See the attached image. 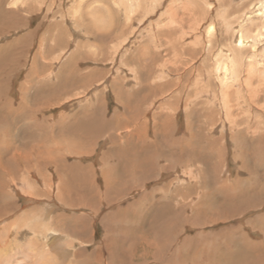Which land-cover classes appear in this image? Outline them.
I'll return each instance as SVG.
<instances>
[{"label":"rangeland","instance_id":"rangeland-1","mask_svg":"<svg viewBox=\"0 0 264 264\" xmlns=\"http://www.w3.org/2000/svg\"><path fill=\"white\" fill-rule=\"evenodd\" d=\"M12 1L0 0L6 11L17 8L21 15L0 16V69L7 66L0 82L7 81L6 97L13 100L12 108L0 112V133L8 130L0 134V161L9 163L16 172L14 177L8 174L13 183L34 186L33 199L40 203L23 201L16 195L23 192L17 188L14 193L12 185L5 187L0 179L2 190L7 192L3 195L0 191V207L6 205V210L0 212V264H98L95 259L100 252L106 261H112L110 264H130L128 249L134 254L141 242L144 244L136 264H177L178 259L182 264H264V93L259 91L255 96L252 89L259 88V84L255 80L245 87L241 74L228 91L232 94V125L210 99L195 96L196 90L211 87L214 94L223 93L214 79L212 60L220 48L230 45L232 36L217 28L216 38L207 37V28L218 22L215 13L228 16L229 12L227 21L236 23L248 8L241 7L248 6L249 0H225L216 5L214 0H156V6L148 0L138 1L139 5L132 0L133 13L127 16L111 0H84L80 6L70 0H16L15 7ZM70 3L79 7L74 14L76 28L67 23ZM173 4L179 5L177 16L182 21L177 27H171L173 23L166 19ZM193 24L197 27L190 31ZM15 43L22 55L15 65H8L5 61L8 55L11 57L9 47ZM248 53V49L242 51L244 56ZM134 69L135 76H130ZM35 73L39 76L36 87L34 82L26 84V77ZM205 73L209 83H205ZM181 75L189 81L186 83ZM196 76L198 82H204L196 85ZM171 82L175 86L170 90L162 87ZM62 89L68 92L51 103L45 100L55 93L57 97ZM145 94L147 99L142 100ZM27 106L36 107L38 112L34 119L26 120L29 126L11 128L12 122L18 121L15 115L21 113L22 117L32 110ZM9 111L11 117L4 121ZM133 151L139 153L134 155ZM14 153L29 160L10 161ZM126 161L134 163V168L125 174L122 165L128 164ZM143 163L153 168L146 179L138 172L146 167ZM80 168L87 169L86 182L78 177L76 171ZM90 179L100 192L99 201H92L86 190L78 189ZM54 184L64 188L61 197L67 204L53 205V212L46 217L45 208L49 206L45 202L56 199L59 193ZM47 185L54 186L48 190ZM105 185L109 186L107 191ZM71 192L73 195L68 196ZM145 193L148 195L144 201L141 196ZM166 197L172 199L173 210L178 209V204H190L198 197L201 200L202 206L194 210L196 215L184 207L186 211L179 217L193 219L190 224L187 221L179 225V232L170 228L171 221L161 223V211L151 209L155 198L165 204ZM153 219L158 223L154 227ZM50 220L51 227H46ZM80 225L85 229L83 236L74 237L72 228ZM62 227L64 233L58 234L62 239L53 246L46 232ZM126 231L128 237L124 235ZM155 232L159 233L157 238L153 236ZM113 251L116 254L109 259Z\"/></svg>","mask_w":264,"mask_h":264},{"label":"bare ground","instance_id":"bare-ground-1","mask_svg":"<svg viewBox=\"0 0 264 264\" xmlns=\"http://www.w3.org/2000/svg\"><path fill=\"white\" fill-rule=\"evenodd\" d=\"M2 1V0H1ZM82 1H84V0H77L76 2H75V0L73 1V0H70V1H68V2H73V3H77L79 6L81 5V3H82ZM138 1H139V3H140V0H135V3L136 4H138L139 5V3H138ZM143 1H145V0H141V2L143 3ZM148 1H151V2H153V3H151L152 5H154V6H156V4H155V2H157L156 0H148ZM225 0H214V3H213V5H216V4H218V3H222V2H224ZM245 1H247V0H245ZM111 2L124 14V15H129V13L130 14H132L133 13V10H131L132 9V6H133V2H132V0H111ZM249 2V3H248ZM247 3L249 4V5H251L250 7H249V5L248 6H246V7H241L242 9H245V8H247L242 14H241V16H242V19H240L238 22H236V23H229L227 20H228V16H230V13L229 12H227V11H225V12H227V15L228 16H225L224 14H222V13H219L218 15H217V13H215V18H216V21H218V22H216V24H214V23H212L211 24V26L210 27H208L207 28V37L209 38V39H211V38H213V36L216 38L217 36H218V34H219V32H218V30H217V28H220V30H222L224 33H231V36H232V40L230 41L231 43H230V45L228 46V47H225V48H220V50L216 53V56L214 57V59L212 60L213 61V63H214V66H213V73H214V79L217 81V83H219L220 84V86H221V91L223 92L222 94H221V96H219V91H218V93H216V94H214V92L213 91H210L211 89H213L211 86V89L209 90V89H201V90H196V97H199V98H203V97H207L208 99H210L209 101H210V103L212 104V105H214L215 107H220L221 108V110L224 112V115H226V117L225 118H227V121L232 125V122H233V118L234 117H232V116H234L233 115V110H232V108H231V104H230V101H229V99L230 98H232V94H228V91L230 90V88H231V85L233 84V83H235L236 81H238V79L240 78V75L242 74V75H244L242 78H243V80H244V83H245V87H250V85H251V82H253V81H255L256 80V84H259V88H258V86H257V89L256 90H254V89H252L253 90V93H254V95L255 96H259V94H260V92L259 91H262V93H264V0H249ZM16 3V0H13L12 1V5L15 7L16 5H14ZM28 3V2H27ZM27 3H25V4H27ZM70 3V6L68 7V19H69V22L67 21V23H68V25L69 26H73V27H75V24H77L76 23V19H75V13H77L78 12V10H79V7L77 8V6L75 5V7L72 5ZM134 3V4H135ZM27 6V5H26ZM243 6V5H242ZM71 7H73V8H71ZM151 7V6H150ZM179 7V5H177V4H173V6H172V12H171V15H169L168 14V16L169 17H166V19L167 18H169V21H167L169 24H171V23H173V25L171 24L170 26L171 27H177L176 25H178L179 24V22L181 21V19L180 18H178V13H177V10L179 9L178 8ZM168 9L169 8H167V11H168ZM182 9V8H181ZM218 9V8H217ZM146 10V9H145ZM236 10V9H235ZM248 10V11H247ZM70 11H72V13L70 12ZM179 11V10H178ZM229 11V10H228ZM23 12H27L26 10H24ZM211 12V11H210ZM224 12V13H225ZM167 13V12H166ZM1 14H3V17H7V16H13V17H17V18H19V16H20V18H21V15L19 14V10L17 9V8H15V9H13V10H7L6 11V9L3 7V3H0V16H2ZM21 14H22V12H21ZM218 18V19H217ZM14 19V18H13ZM236 19H238V17L236 18ZM67 20V19H66ZM182 22V21H181ZM180 22V23H181ZM1 23V22H0ZM182 24V23H181ZM78 27V26H77ZM188 27V26H187ZM197 26H196V24L194 25L193 24V27L192 26H190L189 27V29H190V31L191 30H194L195 28H196ZM76 28V27H75ZM74 28V29H75ZM81 28V27H80ZM4 29V28H3ZM79 29V28H78ZM77 29V30H78ZM71 30H72V28H71ZM82 30V29H81ZM75 31V30H74ZM0 32H1V30H0ZM73 32V31H72ZM80 32L81 31H78L77 33H79L80 34ZM82 33V32H81ZM84 33V32H83ZM76 34V33H75ZM77 35V34H76ZM82 35V34H81ZM73 36V35H72ZM78 37H79V35H77ZM86 37V34L85 35H83V37ZM75 37V36H74ZM77 37V38H78ZM82 37V38H83ZM80 38V37H79ZM74 40V39H73ZM75 40H77V39H75ZM83 41V40H82ZM75 42V41H74ZM210 42V41H209ZM56 44V43H55ZM262 46V48L261 47H259L260 45ZM131 45V44H130ZM10 46V45H9ZM85 46V45H84ZM18 47H19V45L17 44L16 45V43L15 44H13L12 46H10L9 48L10 49H12L11 50V57H10V55H8V58L6 59V63L9 65V63H11V65H15L18 61H19V59H17V57L18 56H21L22 55V50L21 49H19L20 50V52H17V49H18ZM247 47V48H246ZM8 48V47H7ZM219 48V47H218ZM244 49H248V51H249V53L247 54V55H250V56H248V57H246L247 55H242V51L244 50ZM40 52H42V51H40ZM38 53V52H37ZM80 53V52H79ZM193 54V53H192ZM4 55H5V57H7L6 56V54L4 53ZM190 56V55H189ZM34 57V59H35V56H33ZM38 57V56H37ZM36 57V58H37ZM78 58V57H77ZM33 59V58H32ZM39 60V59H38ZM41 60H43V59H41ZM70 60H72V59H70ZM79 60V59H78ZM244 60H247L246 62H247V65L245 66V61ZM34 62H35V60H34ZM36 62H38L37 61V59H36ZM34 63V66H35V64H37V63ZM139 62V61H138ZM144 62V61H143ZM211 62V61H210ZM40 64H41V62H39ZM77 64V63H76ZM125 64H126V62H125ZM144 65V64H143ZM39 65H37V67H38ZM242 66V67H241ZM244 66H245V68H244ZM6 67L7 66H3V68H1L0 69V76H2V73H3V71H5V70H7L6 69ZM31 68H32V65H31ZM41 68V67H40ZM203 68V67H202ZM208 68V67H207ZM76 69V68H75ZM34 70V69H33ZM36 70V69H35ZM118 70V69H117ZM121 70H122V68H121ZM136 69H134V70H132L131 71V75L130 76H135V74L133 73V71H135ZM139 70V69H138ZM145 70V69H144ZM197 70H200V69H197ZM242 70L244 71V72H246V73H243L242 72ZM203 71V70H202ZM202 71H198V72H202ZM38 72V71H37ZM137 71H135V73H136ZM139 72V71H138ZM197 72V71H196ZM204 72H205V70H204ZM209 72V71H208ZM31 73V72H30ZM111 74V73H110ZM209 74H211V73H209ZM128 75V74H127ZM138 75H140V74H137L136 76H137V78H138ZM49 77H51L52 78V76H53V74H52V76L51 75H48ZM182 76V79L183 80H186L185 82L187 83L188 81H189V79H186L185 78V76H183V75H181ZM208 74H203V78H204V80H206L205 81V83L207 82V83H209V80H208ZM211 76H212V74H211ZM28 77V78H27ZM26 77V80L28 81V82H26V84H29L30 82H34L33 84H35L34 86L36 87V84H38V81H39V76L37 75V73H35V75L34 74H31V75H28ZM178 77V76H177ZM180 77V76H179ZM128 78V77H127ZM132 78V77H131ZM135 78V77H134ZM202 78V79H203ZM79 79V78H78ZM118 79V78H117ZM116 79V80H117ZM179 79V78H178ZM177 79V80H178ZM8 80V79H7ZM113 80H115V79H113ZM115 80V81H116ZM123 80V79H122ZM126 79H124V81H125ZM131 80V79H130ZM129 80V81H130ZM180 80V79H179ZM79 81V80H78ZM126 81H128V80H126ZM132 81H134L133 79H132ZM135 81H136V79H135ZM139 81V80H138ZM142 81V80H141ZM203 80H201V81H199V82H202ZM117 82V81H116ZM120 82H123V81H120ZM131 82V81H130ZM199 82H198V77L196 76L195 77V84L197 85V84H199ZM204 82V81H203ZM115 83V82H114ZM128 83V82H127ZM127 83H125V84H127ZM145 83V82H144ZM174 83V82H173ZM6 84H7V81H6V83H3V82H0V90H1V94H0V112L1 111H4V110H7L8 108H12L13 107V100L12 99H7V97H6V93H7V89H6ZM116 84V83H115ZM135 84V83H134ZM133 84V85H134ZM138 84H140V81H139V83H137V86H139ZM183 84V83H182ZM117 85V84H116ZM133 85L131 86V88L133 87ZM184 85V84H183ZM182 85V86H183ZM27 86H29V85H27ZM73 85H71V87H72ZM75 86V85H74ZM122 86V85H121ZM127 86H128V84H127ZM136 86V85H135ZM175 86V84H172V82L170 83V84H165V85H162V87L164 88V87H166V89L167 90H170L172 87H174ZM186 85H184V87H185ZM202 86V85H201ZM34 87V88H35ZM124 87V86H123ZM184 87H182V89L184 88ZM189 87V86H188ZM122 88V87H121ZM133 88H135V87H133ZM140 88V87H139ZM143 88V87H142ZM206 88H207V86H206ZM209 88V87H208ZM115 89H117V88H115ZM120 89V88H119ZM141 89V88H140ZM188 89V88H187ZM32 90V89H31ZM62 90H64V91H62ZM61 91L62 92H59V94L57 93V97H56V93H55V95L54 96H50V97H48V98H45V100L48 102V103H51V102H53V101H55V99L57 98H59L60 97V95L61 94H65V93H67L68 91H65V89H62ZM133 90V89H132ZM131 90V91H132ZM136 90H137V88H136ZM112 91H114V90H112ZM116 91V90H115ZM121 91V90H120ZM122 91H124L123 89H122ZM128 91H129V89H128ZM138 91H140V90H138ZM149 91V90H148ZM117 92V91H116ZM126 92V91H125ZM135 92V91H134ZM150 92H152V91H150ZM149 92V93H150ZM189 92V91H188ZM136 93V92H135ZM134 93V94H135ZM146 93V92H145ZM114 94H116V93H114ZM113 94V95H114ZM127 94V93H126ZM125 94V95H126ZM133 94V93H132ZM139 94V93H138ZM190 94V93H189ZM191 95V94H190ZM120 96V95H119ZM133 96V95H132ZM187 96V95H186ZM194 96V97H195ZM3 97H5V100H4V98ZM135 97V96H134ZM142 100H144V99H147V97H146V94L145 95H143L142 97ZM194 99V98H193ZM44 101V100H43ZM154 101V100H153ZM197 101H198V99H197ZM153 103V102H152ZM192 105H193V102H190ZM185 104V103H184ZM187 104V103H186ZM190 104V105H191ZM188 105V104H187ZM186 105V106H187ZM195 105H197V104H195ZM185 106V107H186ZM198 106V105H197ZM14 107H16V106H14ZM185 107H184V109H185ZM189 107V106H188ZM29 108H32V107H29V106H27V109H29ZM198 108H201V107H198ZM98 109V108H97ZM183 109V110H184ZM191 109H192V107H191ZM92 110V109H91ZM202 110V109H201ZM250 110V109H249ZM13 111H15V110H13ZM185 112V111H184ZM38 112H37V108L36 107H33L32 108V110H29V111H27L26 113H24L23 115H22V117H21V113L20 114H18V115H15V114H13L12 116H16V119H18V121H15L14 120V122H12V126H11V128L13 127V128H15L16 129V125H19V127H18V129L19 128H23V127H28L29 126V124H27V122H26V120H30V119H34V117L36 116V114H37ZM98 113V112H97ZM11 114H12V111H9L5 116H4V121H8V119L7 118H10L11 117ZM77 114V113H76ZM208 114V113H207ZM1 115H4V114H1ZM93 115V114H92ZM81 116V115H80ZM189 116V115H188ZM6 117V118H5ZM76 117V116H75ZM95 118V117H94ZM153 118V117H152ZM155 118V117H154ZM153 118V119H154ZM159 118V117H158ZM12 119H14V118H12ZM226 120V119H225ZM74 121V120H73ZM76 121V120H75ZM110 121V120H109ZM109 121H107L108 123H109ZM157 121V120H156ZM39 121L37 120V124H39L38 123ZM153 122V121H152ZM162 122V121H161ZM238 122V121H237ZM35 123V124H36ZM154 123H156L155 122V119H154ZM241 124V123H240ZM51 124L49 123V126H50ZM52 125H53V123H52ZM111 125H112V123H111ZM154 125V124H153ZM231 125H230V127H231ZM30 126H32L31 125V123H30ZM33 126H34V124H33ZM36 126V125H35ZM75 126V125H74ZM61 127H63V124L61 125ZM71 127H73V125L71 126ZM163 127V126H162ZM32 128V127H31ZM36 129H37V126L35 127ZM53 128V127H52ZM67 128H68V126H67ZM124 128V127H123ZM128 128V127H127ZM42 129H44V128H41V130ZM48 129V128H47ZM153 129V128H152ZM230 129H232L231 131H234V129L233 128H230ZM12 130V129H11ZM35 130V129H34ZM49 130V129H48ZM48 130H46L47 132H48ZM55 130V129H54ZM68 130V129H67ZM158 130V129H157ZM42 131H45V130H42ZM56 131V130H55ZM15 132V131H14ZM37 132V131H36ZM158 132V131H157ZM156 132V133H157ZM188 132H189V130H188ZM6 133H8V130L7 131H5V132H1L0 134H6ZM18 133H20L19 131H18ZM52 133V132H51ZM51 133H49V134H51ZM53 133H54V131H53ZM51 134V135H54V134ZM56 133V132H55ZM125 133V132H124ZM129 133V132H128ZM132 133V132H131ZM152 133H153V131H152ZM155 133V134H156ZM28 134V133H27ZM49 134H47L48 136H49ZM155 134H154V136H155ZM232 134V133H231ZM10 135V134H9ZM19 135V134H18ZM24 135H26V134H24ZM130 135V134H129ZM45 136H46V134H45ZM57 136V135H56ZM85 136V135H84ZM83 136V137H84ZM134 136H136V135H134ZM231 136V135H230ZM26 137V136H25ZM112 137V136H111ZM139 137V136H138ZM159 137V136H158ZM46 138V137H45ZM130 138V137H129ZM132 138V137H131ZM153 138V137H152ZM47 139H50V138H48L47 137ZM83 139V138H82ZM111 139H113V138H111ZM127 139H128V137H127ZM137 139V138H136ZM46 140V139H45ZM51 140H52V138H51ZM53 140H55V139H53ZM139 140V139H138ZM148 141V140H147ZM47 142V141H46ZM46 142H44L45 144H46ZM53 142V141H52ZM51 142V143H52ZM150 142V141H149ZM49 143V142H48ZM137 143V142H136ZM139 143H140V140H139ZM148 143V142H147ZM152 143V142H151ZM26 144V143H25ZM156 145V144H155ZM11 146V145H10ZM143 146V145H142ZM78 148H80V147H78ZM182 149V148H181ZM33 150V149H32ZM76 150V149H75ZM80 150V149H79ZM78 150V151H79ZM82 150V149H81ZM80 150V151H81ZM143 150H147V149H143ZM7 151V150H6ZM142 151V150H141ZM9 152V151H8ZM14 152V151H13ZM134 152V155H135V153L136 154H138L139 152L137 151H133ZM157 152V151H156ZM7 153V152H6ZM50 153V152H49ZM75 153H77L76 151H75ZM15 154V155H14ZM14 154H12V158L10 159V161H13V159H17L18 160V158H19V160L20 161H23V162H27L29 159H28V157H26L25 155H23V154H17V153H14ZM153 154V153H152ZM156 154V153H155ZM140 156V155H139ZM155 156H157V155H155ZM8 157H10V155L8 156ZM51 157V156H50ZM184 157H186L185 155H184ZM6 158V157H5ZM5 158H3L4 159V161H5ZM49 158V157H48ZM55 158V157H54ZM154 158V157H153ZM180 158V157H179ZM7 159V158H6ZM57 159V158H56ZM2 160V159H1ZM144 161H145V159H143ZM151 160V159H150ZM177 160V159H176ZM57 161H59V160H57ZM48 162V161H47ZM126 162H128V161H126ZM150 163H151V161H149ZM14 163H16V162H14ZM50 163V162H49ZM48 163V164H49ZM57 163V162H56ZM133 163V162H132ZM186 163V162H185ZM19 164H20V162H19ZM46 165H48L47 163H45ZM134 164V163H133ZM132 164V165H133ZM136 164V163H135ZM182 164V163H181ZM3 165V166H2ZM11 165V164H10ZM58 165V164H57ZM64 165V164H63ZM131 165V163L130 162H128V164L126 163V165L124 166V165H122V167H124V169H125V171H124V173L126 174V170L127 169H129V170H132V166ZM137 165V164H136ZM142 165H145L146 167H144V168H142V170L140 169L138 172H140L141 173V177L144 175V176H146V175H148V172H150L151 171V169H153V168H151L150 169V167L152 166V165H150V164H145V163H143ZM5 166H7L6 168H4ZM0 179H2L3 180V182H5L4 183V186L6 187V186H8V184L9 185H12L11 186V188H12V191L14 192V193H16V190L15 189H19V191H20V193H22V194H25V196H23L22 194H19L18 192L16 193V195H17V197L19 196L23 201L24 200H27V202H37V203H40V202H38V200H34L33 198L35 197L34 195H33V185L32 184H29L28 182H26L25 183V185L23 184V183H20V182H16V183H13L14 181L12 180V179H10V178H12V177H14L13 176V174H15L16 175V172H14V170H11V168L9 167V163H6V162H3V164H2V162L0 161ZM130 167V168H129ZM134 168V167H133ZM161 168V167H160ZM191 168V167H190ZM7 172H9V173H7ZM21 169L19 168V169H17V172H19ZM23 170V169H22ZM35 171L36 172H39V170H36L35 169ZM64 171H66L65 170V168H64ZM121 171V170H120ZM177 171V170H176ZM62 172V171H61ZM77 172V174H79L78 175V177H80V176H82L84 179V181L86 182V178L88 177L87 175H86V173H87V169H78V171H76ZM86 172V173H85ZM137 172V173H138ZM188 172H190L189 170H188ZM12 174V177H10V178H8V174ZM41 173V172H40ZM124 173H123V175H124ZM192 173V172H191ZM58 174V173H57ZM63 174V173H62ZM68 174V173H67ZM105 174V173H104ZM135 174H136V172H135ZM96 175V174H95ZM94 175V176H95ZM102 175H103V173H102ZM107 175V174H106ZM121 175V174H120ZM196 175V174H195ZM125 176V175H124ZM123 176V177H124ZM187 176V175H186ZM194 176V175H193ZM140 177V178H141ZM144 178V177H143ZM142 178V179H143ZM147 178V176L145 177V179ZM9 179H10V181H9ZM15 179V178H14ZM86 179V180H85ZM98 179V178H97ZM103 180V179H102ZM141 180V179H140ZM82 181V180H81ZM183 181V180H182ZM185 181V180H184ZM84 182V183H85ZM103 182V181H102ZM105 183V182H104ZM103 183V184H104ZM140 183V182H139ZM0 184H1V181H0ZM83 184V183H82ZM89 184V185H88ZM88 184H85L83 187H79L78 189H81L82 191H85L86 190V192H88L90 195L89 196H87V197H90L91 199H92V201H94L95 202V200H97V201H99L100 199H101V196H100V192H98V190H96V187H95V184L93 183V181L90 179V181L88 182ZM97 184V183H96ZM114 184H116V182L114 183ZM238 184V183H237ZM55 185V184H54ZM54 185H51V186H48L47 185V188H48V190H50V189H52L53 188V186ZM62 185V184H61ZM139 185V184H138ZM56 186V185H55ZM102 186V185H101ZM115 186V185H114ZM27 187H28V189H27ZM57 187V191H58V189H59V193H56V199H53L51 202H45V201H43V202H45L48 206H49V208H47L46 206V208L45 209H47L46 210V213H44V214H46V217H47V214H50V213H52L53 212V209H52V206L53 205H65V204H67V202H66V200L63 198V197H61V195H63L62 194V192H63V190H64V188L63 187H61L59 184L56 186ZM121 187V186H120ZM160 187H162V186H160ZM76 188H77V186H76ZM122 188V190H125V189H127V188H123V187H121ZM175 188V187H174ZM3 188L0 186V191L1 192H4L3 193V195H5L7 192H5V191H3L2 190ZM109 189V186L108 185H105V191H107ZM160 189H162V188H160ZM170 189V188H169ZM179 189H180V187H179ZM199 189H201V188H199ZM198 189V190H199ZM231 189V188H230ZM55 190V189H54ZM100 190V189H99ZM171 190H172V188L170 189V192H171ZM181 190V189H180ZM186 190H187V188H186ZM194 190V189H193ZM192 190V191H193ZM197 190V191H198ZM70 191V190H69ZM73 191H74V189H73ZM78 191V190H77ZM148 191H150L151 192V190H148ZM153 191V190H152ZM37 192V191H36ZM94 194H93V193ZM114 192V191H113ZM149 192V193H150ZM155 192V191H154ZM157 192V191H156ZM155 192V193H156ZM176 192V191H175ZM181 192V191H180ZM182 192H184V191H182ZM65 193V192H64ZM87 193V194H88ZM154 193V194H155ZM166 193H167V191H166ZM169 193V192H168ZM186 193H188V192H186ZM46 194V193H45ZM69 194V193H68ZM75 194V193H74ZM104 194V193H103ZM179 194V193H178ZM181 194V193H180ZM185 194V193H184ZM190 194H192L191 192H190ZM189 194V195H190ZM208 194V193H207ZM238 194V193H237ZM260 194V193H259ZM43 195V194H42ZM70 195H73L72 194V192H71V194H69L68 196H70ZM91 195H94V198L91 196ZM146 195H148V193L146 194H144L143 196H141L142 198H144L143 200L145 201V198H146V200H147V196ZM155 195H157V194H155ZM159 195V194H158ZM162 195V194H161ZM169 195V194H168ZM212 195V194H211ZM210 195V196H211ZM170 196L172 197L173 196V194L171 195L170 194ZM191 196V195H190ZM192 196H193V194H192ZM196 196V195H195ZM198 196V195H197ZM196 196V197H197ZM209 196V197H210ZM51 197V196H50ZM157 197V196H156ZM189 197V196H188ZM194 197V196H193ZM195 197V198H196ZM208 197V196H207ZM213 196H211V198H212ZM215 197V196H214ZM25 198V199H24ZM49 198V197H48ZM107 198V197H106ZM122 198V196L120 197V198H118V199H116L117 201L119 200V199H121ZM167 198V197H166ZM172 198H174V196L172 197ZM184 198H187L186 196L184 197ZM191 198V197H190ZM206 197H204V199H205ZM104 199V198H103ZM110 199V198H109ZM109 199H107V200H109ZM114 199H115V197H114ZM181 199V198H180ZM203 199V200H204ZM210 199V198H209ZM260 199V198H259ZM60 200V201H59ZM141 200V199H140ZM178 200V199H177ZM184 200V199H183ZM183 200H181V201H183ZM186 200V199H185ZM212 200H213V198H212ZM215 200V199H214ZM88 201V200H87ZM89 201H91V200H89ZM96 201V202H97ZM142 201V200H141ZM187 201V200H186ZM189 201V200H188ZM200 199H199V197H198V199L195 201V202H191L190 204H187V205H180V204H178V206H177V208L178 209H176V210H173L172 208H170V204L172 203V199L171 198H167V202L164 204H160V202H161V199H158V198H155L154 199V202H155V204H154V206L152 205V208L151 209H155V212H162L161 213V215H162V222L161 223H167L168 224V222H170V224L169 225H171L170 226V228L172 229V230H174L175 232H179L180 231V229H179V225H184V224H186L187 223V221H188V218L185 216V218H182V217H179V216H182V213L184 212L185 213V211H186V209L185 208H190L191 209V211H194L195 209H197V207H199L201 204H200ZM42 202V203H43ZM183 202H185V201H183ZM214 202V201H213ZM73 203H75V202H73ZM85 203H86V201H85ZM134 203V202H133ZM132 203V204H133ZM176 203V202H175ZM215 203V202H214ZM84 204V203H83ZM92 204V203H91ZM131 204V205H132ZM135 204V203H134ZM133 204V205H134ZM137 204V203H136ZM139 204V203H138ZM142 204V203H141ZM153 204V203H152ZM76 205V204H75ZM80 205V204H79ZM130 205V204H129ZM213 205V204H212ZM51 206V207H50ZM86 206H88L87 204H86ZM202 206V205H201ZM204 206V205H203ZM224 206V205H223ZM166 207L168 208V209H166ZM185 207V208H184ZM213 207V206H212ZM216 207V206H215ZM138 208H140V207H138ZM137 208V210H139ZM173 208H174V206H173ZM168 210V212L166 211V214H164L163 213V211L164 210ZM217 209V208H216ZM220 209V208H219ZM4 210H6V205L5 204H3L2 205V207H0V212H2V211H4ZM119 210V209H118ZM174 212H173V211ZM210 210V209H209ZM117 211V210H116ZM120 211V210H119ZM145 211V210H144ZM171 211L173 212L172 214H170L171 213ZM190 211V212H191ZM197 211V210H196ZM123 212V211H122ZM154 212V213H155ZM203 212H204V210H203ZM196 213L197 212H193V214H195L196 215ZM206 213V212H205ZM43 214V215H44ZM108 214H110V213H108ZM107 214V215H108ZM125 214V213H124ZM143 214V213H142ZM157 214V213H156ZM198 214V213H197ZM200 214V213H199ZM117 215V214H116ZM140 215V214H139ZM149 215H151V214H149ZM152 215H155V214H152ZM158 215V214H157ZM174 216L173 218H171L172 216ZM111 216V215H110ZM137 216V215H136ZM171 216V217H170ZM85 217H86V215H85ZM85 217H81V218H85ZM106 217H108V216H106ZM154 217V216H153ZM196 217V216H195ZM194 217V218H195ZM201 217V216H200ZM197 218H198V216H197ZM196 218V219H197ZM221 218V217H220ZM106 219V218H105ZM159 219V218H158ZM193 219V218H192ZM192 219H189V221H191L192 222ZM213 219V218H212ZM48 219H46L45 221H47ZM61 220H63V219H61ZM51 221L52 220H50L49 221V224L48 225H46V227H51ZM188 221V222H189ZM195 221V220H194ZM53 222V221H52ZM196 222H197V220H196ZM200 222V221H199ZM149 223V222H148ZM64 224V223H63ZM66 224V223H65ZM74 224V223H73ZM188 224H190V222L188 223ZM202 224H203V222H202ZM156 225H158V223H157V220H152V222H151V226H156ZM66 226V225H65ZM61 227V226H60ZM59 227V228H60ZM85 227V226H84ZM88 228V227H87ZM65 228L64 227H62V229L61 230H58V229H53V228H51V230L50 231H47L46 232V234H48V235H50L51 236V238L53 239V242H52V245L53 246H56V244H58V241H60L59 239H62V238H60V236L59 235H61V233H64V230ZM90 229V228H89ZM127 230V229H126ZM141 230V229H140ZM144 230V229H143ZM83 231H85V229L83 230L82 229V226L80 225V228H76V227H73L72 228V232H73V235H74V237H78L77 235H79L80 237H82L83 236ZM57 232V233H56ZM121 232H123V231H121ZM159 232V231H158ZM158 232H155V235H153L155 238H157L158 237V235H159V233ZM126 234H124L126 237H128V234H127V231L125 232ZM56 234V235H55ZM59 234V235H58ZM162 234V233H161ZM178 234V233H177ZM176 234V235H177ZM63 235V234H62ZM65 235V234H64ZM66 235H68V234H66ZM121 235H123V234H121ZM259 235V234H258ZM86 236V235H85ZM137 236V235H136ZM151 236V235H150ZM161 236V235H160ZM61 237H65V236H61ZM106 237V236H105ZM117 237V236H116ZM120 237V236H119ZM118 237V238H119ZM139 237V236H138ZM171 237V236H170ZM235 237V236H234ZM145 238H146V236H145ZM151 239V238H150ZM168 239H170L169 238V236H168ZM146 240L147 239H144L143 238V241H145V243H146ZM152 240V239H151ZM141 241V240H140ZM154 241V240H153ZM106 242H107V240H106ZM134 242V241H133ZM151 242V241H150ZM259 242V241H258ZM136 244V243H135ZM138 244V243H137ZM143 244H144V242L142 243L141 242V244L139 243V245H138V249L137 250H135V253L133 254V251L131 250V249H128V250H130V254H131V256H130V264H136L135 262L137 261V259L139 258V255H138V253H139V248H141V247H143ZM150 244V243H149ZM50 245H51V243H50ZM106 245H109V243L107 244L106 243ZM106 247V246H105ZM108 247V246H107ZM146 248V247H145ZM144 248V249H145ZM55 249V248H54ZM108 249H110V248H108ZM147 249H148V247H147ZM181 249V248H180ZM165 250H167V249H164V252H165ZM102 251V250H101ZM171 251V250H170ZM111 252V251H110ZM114 252H115V254H116V251H113V253H111V258H109V259H112V254H114ZM164 252H163V255H164ZM168 252H169V250H168ZM102 253L103 252H100V254L97 256V259H95V260H97V263L98 264H110V262L112 263V261H106V259L105 258H103L102 257ZM109 253V251L107 252V254ZM127 253V252H126ZM162 253V252H161ZM175 254H177L176 252H174ZM149 254H150V252H149ZM166 254V253H165ZM83 255V254H82ZM110 255V254H109ZM170 256V255H169ZM176 256V255H175ZM177 256H178V254H177ZM94 257V256H93ZM109 257V256H108ZM146 257V256H145ZM100 258L102 259V261L100 260ZM149 258H151V257H149ZM156 258V256L154 257V259ZM108 259V258H107ZM152 259H153V257H152ZM177 259H178V257H177ZM183 259V258H182ZM139 260V259H138ZM141 260V259H140ZM166 260V259H165ZM169 260V259H168ZM241 260V259H240ZM161 261V260H160ZM167 261V260H166ZM246 261V260H245ZM150 262H153V261H150ZM240 262V261H239ZM238 262V263H239ZM148 263V262H147ZM156 263V262H155ZM154 263V264H155ZM159 263V262H158ZM174 263V262H173ZM113 264H114V261H113ZM152 264V263H151ZM160 264V263H159ZM164 264H166V263H164ZM177 264H182V260H180V259H178L177 260Z\"/></svg>","mask_w":264,"mask_h":264}]
</instances>
